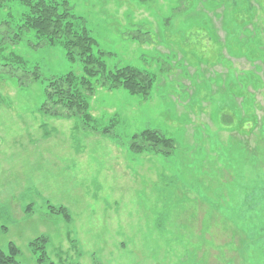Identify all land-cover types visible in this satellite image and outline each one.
<instances>
[{"label": "rangeland", "instance_id": "obj_1", "mask_svg": "<svg viewBox=\"0 0 264 264\" xmlns=\"http://www.w3.org/2000/svg\"><path fill=\"white\" fill-rule=\"evenodd\" d=\"M27 1L0 0V251L38 264L41 236L51 264H264V0H43L108 71L152 79L143 96L91 78L85 117L47 105L86 75ZM144 131L172 152L132 147Z\"/></svg>", "mask_w": 264, "mask_h": 264}, {"label": "trees", "instance_id": "obj_2", "mask_svg": "<svg viewBox=\"0 0 264 264\" xmlns=\"http://www.w3.org/2000/svg\"><path fill=\"white\" fill-rule=\"evenodd\" d=\"M20 1L28 2L27 0ZM30 8L26 23L45 37L47 43L64 40L67 46V55L71 59L78 58L82 62L86 75L78 78L73 74H67L51 81L45 96L47 105L50 104L56 109L54 114L65 117L77 115L85 117L88 104L86 97L93 92V84L90 79L99 74L101 83L110 89H124L131 95L147 96L149 94L152 79L148 74L129 66L108 71L105 62L92 53L95 41L88 36L84 29L72 32L70 24L63 22L62 14L54 5H48L43 0H39L36 5H31ZM131 146L167 155L174 149L171 139L155 131H144L136 135ZM45 244L46 239L41 236L29 244L30 251L36 257L38 264H51L46 260ZM17 253L18 249L9 245L7 254L0 251V264H19L16 260Z\"/></svg>", "mask_w": 264, "mask_h": 264}]
</instances>
